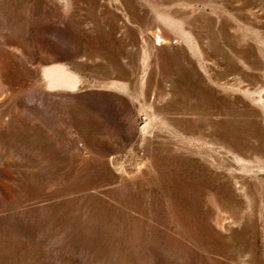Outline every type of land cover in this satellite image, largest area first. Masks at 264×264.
<instances>
[{
    "label": "rangeland",
    "instance_id": "1",
    "mask_svg": "<svg viewBox=\"0 0 264 264\" xmlns=\"http://www.w3.org/2000/svg\"><path fill=\"white\" fill-rule=\"evenodd\" d=\"M0 264H264V0H0Z\"/></svg>",
    "mask_w": 264,
    "mask_h": 264
},
{
    "label": "bare ground",
    "instance_id": "2",
    "mask_svg": "<svg viewBox=\"0 0 264 264\" xmlns=\"http://www.w3.org/2000/svg\"><path fill=\"white\" fill-rule=\"evenodd\" d=\"M158 32V31H157ZM157 37V36H156Z\"/></svg>",
    "mask_w": 264,
    "mask_h": 264
}]
</instances>
